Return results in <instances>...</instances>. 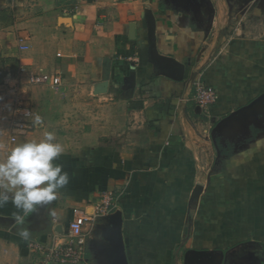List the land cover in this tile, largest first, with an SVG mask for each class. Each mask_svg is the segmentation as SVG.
<instances>
[{"label": "crops", "instance_id": "obj_1", "mask_svg": "<svg viewBox=\"0 0 264 264\" xmlns=\"http://www.w3.org/2000/svg\"><path fill=\"white\" fill-rule=\"evenodd\" d=\"M21 65L62 84H28ZM197 77L219 95L207 112ZM3 83L42 117L10 144L0 97L4 158L54 131L70 179L27 217L28 240L0 207V264H36L30 242L66 241L73 208L107 192L114 208L85 225L88 264L115 262L96 230L117 210L128 264H264V100L221 123L264 94V0H0Z\"/></svg>", "mask_w": 264, "mask_h": 264}, {"label": "clouds", "instance_id": "obj_2", "mask_svg": "<svg viewBox=\"0 0 264 264\" xmlns=\"http://www.w3.org/2000/svg\"><path fill=\"white\" fill-rule=\"evenodd\" d=\"M33 122L41 125L42 117L35 115ZM63 152L55 132L48 131L38 142L17 144L0 160V207L11 201L18 210L13 216L24 240L30 238V229L23 227L27 217L56 200L58 191L69 183L68 172L54 163Z\"/></svg>", "mask_w": 264, "mask_h": 264}, {"label": "built area", "instance_id": "obj_3", "mask_svg": "<svg viewBox=\"0 0 264 264\" xmlns=\"http://www.w3.org/2000/svg\"><path fill=\"white\" fill-rule=\"evenodd\" d=\"M21 49L24 48L20 45ZM27 74L28 84H46L52 87L62 84L60 74L34 73L21 65L19 68V78L22 74ZM0 97L10 101L12 108L8 126V142L15 143L19 137L26 136L36 125L31 120V109L27 106L21 96V86L19 83L0 85ZM218 92L215 88L209 87L201 77L194 80L193 101L201 109L207 112L208 107L217 102ZM115 201L112 193H104L99 204L93 212H88L80 207L73 208V218L69 223L66 241L55 242L48 245L39 241L30 242V247L38 255L36 264H88L85 250V225L98 215L106 214L114 208Z\"/></svg>", "mask_w": 264, "mask_h": 264}, {"label": "water", "instance_id": "obj_4", "mask_svg": "<svg viewBox=\"0 0 264 264\" xmlns=\"http://www.w3.org/2000/svg\"><path fill=\"white\" fill-rule=\"evenodd\" d=\"M262 100H264V94L260 95L246 107L235 111L230 116L223 119L221 123L225 122L235 114H244L247 111L254 109L256 105H258V103ZM105 220V224L98 225L96 233L101 234L107 240L108 245L111 247V249L115 252V262L113 264H128L122 237V214L120 210H117L115 213H111L105 216Z\"/></svg>", "mask_w": 264, "mask_h": 264}, {"label": "rangeland", "instance_id": "obj_5", "mask_svg": "<svg viewBox=\"0 0 264 264\" xmlns=\"http://www.w3.org/2000/svg\"><path fill=\"white\" fill-rule=\"evenodd\" d=\"M1 75H4V72L3 71H1ZM12 111V110H11ZM5 124H4V122L2 123V122H0V135H2L3 134V129H4V126ZM5 130V129H4ZM233 143V145L234 146H236V145H238V144H240L238 141H236V142H232ZM230 145H232V144H230V142L229 143H227V149L229 150L230 149ZM233 146V147H234ZM232 147V146H231ZM234 149V148H233ZM4 157H5V153H2L1 152V150H0V160H2V159H4ZM88 255V254H87ZM37 257H38V255H37ZM38 259V258H37Z\"/></svg>", "mask_w": 264, "mask_h": 264}]
</instances>
